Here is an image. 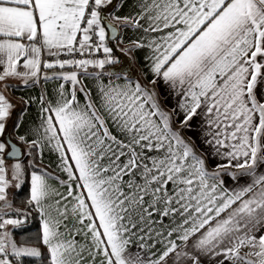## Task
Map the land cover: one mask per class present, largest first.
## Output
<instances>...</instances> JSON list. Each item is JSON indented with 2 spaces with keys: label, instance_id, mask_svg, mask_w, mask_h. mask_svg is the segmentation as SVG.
Listing matches in <instances>:
<instances>
[{
  "label": "snow or ice",
  "instance_id": "obj_1",
  "mask_svg": "<svg viewBox=\"0 0 264 264\" xmlns=\"http://www.w3.org/2000/svg\"><path fill=\"white\" fill-rule=\"evenodd\" d=\"M105 25L117 45V28L139 33L121 50L145 51L147 83L89 72L119 63ZM0 69V264H264V0H0ZM10 79L71 85L23 101L39 103L18 136L27 163L5 138ZM45 149L55 174L36 168ZM208 157L226 163L210 171ZM33 212L34 241L17 242L9 226Z\"/></svg>",
  "mask_w": 264,
  "mask_h": 264
},
{
  "label": "crops",
  "instance_id": "obj_2",
  "mask_svg": "<svg viewBox=\"0 0 264 264\" xmlns=\"http://www.w3.org/2000/svg\"><path fill=\"white\" fill-rule=\"evenodd\" d=\"M118 7V11H115V14L117 15H128L129 13H132L133 9L131 6V3H127L125 4L123 7H119V5H117ZM114 12V9L112 11V14ZM139 35L138 32L134 31L131 28H127V29H121L118 28V36L122 39L123 43L117 45V47L121 50V49H127L129 47V42L133 39H136L137 36ZM129 54V53H128ZM133 63L137 66V68L139 69V72L143 78V80L147 83V79L145 78L146 75H150L147 71V63L144 61V56H145V51L144 50H140L135 52L134 54H129ZM2 70V69H0ZM73 69H65V71H71ZM89 72H93V70L91 68L88 69ZM50 74V72H49ZM121 78H123V76H121ZM107 79H109V77L105 76V80L107 81ZM9 82H13V83H23L22 81H17L15 79H10L8 81V87L7 90L5 91V93H8L10 96L16 98L19 101H24V100H28L29 98L32 97H38L41 94L42 90H46L49 94V98H52L53 94L56 92L57 86L59 83H65L66 87H71V85L69 83H66L64 81H56V80H49L47 83L41 82L38 85H29V86H16L13 84H9ZM87 83H92L91 78H88V80L86 81ZM119 82V81H118ZM3 89V85H0V90ZM163 95V92H162ZM174 103V101L169 100V104ZM25 104H24V108L25 109ZM19 119H21V114L19 116ZM18 119V120H19ZM23 127H21L19 129V131H15L13 130V135L15 136V138L18 139V136L20 134H24L25 131L30 128V127H34L36 124L39 123V103L38 102H33L30 105H28L26 107V112L23 114ZM178 127V125H177ZM185 137H193V139H195L196 142V150L198 153L203 152V153H208L210 150L201 143L200 139H198L196 137V135L193 132H185L184 133ZM22 144V143H21ZM23 146H26V144H22ZM22 157H23V152H22ZM25 159V156H24ZM39 165H41V167L53 172L55 174V168H56V154L54 152H50L47 149H45L44 151V155H43V159L42 160H37ZM218 163H226V161L221 160L220 158H211L208 157L207 158V164H208V168L209 170H213L216 166V164ZM30 172L29 171V175L27 176V186H28V197L30 194ZM225 182H226V186L228 187H235L236 186V182L231 180L230 177L225 176L224 177ZM246 178H241L240 183L243 184L244 180ZM15 189V188H14ZM12 189V190H14ZM12 190H9L12 191ZM7 211V210H6ZM39 218V217H38ZM9 231L12 233L13 238L17 241V242H21L18 241L16 239V235L13 232V228L11 226H9ZM39 231V230H38ZM34 241V239L32 240V242ZM31 244V243H29Z\"/></svg>",
  "mask_w": 264,
  "mask_h": 264
},
{
  "label": "trees",
  "instance_id": "obj_3",
  "mask_svg": "<svg viewBox=\"0 0 264 264\" xmlns=\"http://www.w3.org/2000/svg\"><path fill=\"white\" fill-rule=\"evenodd\" d=\"M113 11V8L109 6L106 11L105 15H111ZM110 47H113L114 52L113 55L119 60L118 64L115 65H106L103 70L94 68L93 72H100L103 71L105 73L107 72H117L118 75L124 76L125 74H130V77L135 80L137 78L141 79L142 82L146 83L137 66L133 63L130 55L126 53L125 51L120 50L116 45V40L114 39L113 42L110 43ZM123 70L122 72H119L118 70ZM53 71H60L59 69L55 70H49L50 74ZM9 84H13L16 86H22L23 83H13L9 82ZM6 96L16 105L12 118L9 120L8 124V136L12 141L19 144L22 148L23 156H25V163L31 157L27 156V145L23 146L21 143L18 142V139L15 138L13 135V124L18 121L19 116L21 114V110L24 108V103L22 101L17 100L16 98L10 96L8 93H5ZM36 168L37 169H45L39 165L38 161H36ZM33 169L29 167L28 172L32 171ZM47 170V169H46ZM49 171V170H48ZM8 198L13 202L14 208L24 209L26 207V201L28 200V186H27V178L25 182L21 185L20 188H15L14 190L10 191L8 193ZM39 230V218L38 215L33 212V214L28 218L27 222L20 228H13V232L16 235V239L18 241H28L29 243H32V240L36 237ZM19 264H46V261L41 258L36 257H21L19 260Z\"/></svg>",
  "mask_w": 264,
  "mask_h": 264
},
{
  "label": "water",
  "instance_id": "obj_4",
  "mask_svg": "<svg viewBox=\"0 0 264 264\" xmlns=\"http://www.w3.org/2000/svg\"><path fill=\"white\" fill-rule=\"evenodd\" d=\"M105 29H106V32H107L108 39L110 41H114V34H113L112 30L110 28H108L106 25H105ZM115 35L118 36V28H117V32L115 33ZM5 138H9V136H7ZM12 142L15 143L14 141H12ZM17 146L21 149V155H20V157H18V158H21L22 157V148H21V146L19 144H17ZM9 159H16V158H9Z\"/></svg>",
  "mask_w": 264,
  "mask_h": 264
},
{
  "label": "built area",
  "instance_id": "obj_5",
  "mask_svg": "<svg viewBox=\"0 0 264 264\" xmlns=\"http://www.w3.org/2000/svg\"><path fill=\"white\" fill-rule=\"evenodd\" d=\"M95 39V38H94ZM113 42V41H110L107 37V32H106V40H105V43L108 44V46H110V43ZM94 57L95 58H103V52H102V49L100 52H97V53H94Z\"/></svg>",
  "mask_w": 264,
  "mask_h": 264
},
{
  "label": "rangeland",
  "instance_id": "obj_6",
  "mask_svg": "<svg viewBox=\"0 0 264 264\" xmlns=\"http://www.w3.org/2000/svg\"><path fill=\"white\" fill-rule=\"evenodd\" d=\"M89 68L93 69V67H91V66H89ZM8 124H9V122H8ZM18 159H19L22 163H25L24 156L21 157V158H18ZM9 162H10V163H14V162H15V159H9ZM12 189H14V187H13V188H10L9 190H12Z\"/></svg>",
  "mask_w": 264,
  "mask_h": 264
}]
</instances>
